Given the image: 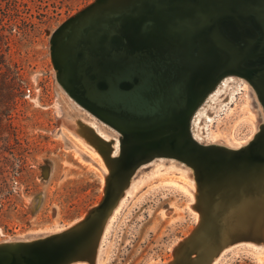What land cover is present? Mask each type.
<instances>
[{"label": "water", "instance_id": "obj_1", "mask_svg": "<svg viewBox=\"0 0 264 264\" xmlns=\"http://www.w3.org/2000/svg\"><path fill=\"white\" fill-rule=\"evenodd\" d=\"M50 52L57 88L119 143L92 135L109 170L101 201L62 230L1 240L0 264H95L109 213L153 162L189 171L199 214L165 264H210L222 252L221 216L264 190V121L232 147L198 141L192 118L227 76L247 81L264 107V0H94L52 33Z\"/></svg>", "mask_w": 264, "mask_h": 264}, {"label": "rangeland", "instance_id": "obj_2", "mask_svg": "<svg viewBox=\"0 0 264 264\" xmlns=\"http://www.w3.org/2000/svg\"><path fill=\"white\" fill-rule=\"evenodd\" d=\"M93 1L0 0V241L62 230L103 198L109 170L92 135L112 140L111 145L118 135L57 88L50 52L52 33ZM233 77L235 82L206 105L199 129L206 140L212 134L217 143L238 147L264 120L249 83L228 78ZM186 171L175 163L153 162L135 175L131 194L110 219L95 264L173 259L174 247L199 219L191 207L195 183ZM242 196L235 203L240 209L256 196L264 205L261 187ZM230 211L221 216L224 222H232ZM246 220L240 221L243 230L254 233ZM218 256L214 264H264V244L237 240Z\"/></svg>", "mask_w": 264, "mask_h": 264}, {"label": "bare ground", "instance_id": "obj_3", "mask_svg": "<svg viewBox=\"0 0 264 264\" xmlns=\"http://www.w3.org/2000/svg\"><path fill=\"white\" fill-rule=\"evenodd\" d=\"M229 76H227L226 78H224L223 80H221V82L219 83V85L217 86V88L215 87V90H213L210 94H208V96L203 100V104L199 105V107L197 108L193 118H192V124H191V127H192V134L193 136L200 142H206L208 144H211V143H217L219 141V139H217L214 135H209V137H207V140L206 138H204V136L202 137L201 136V132H200V129H199V126H200V123H201V117L204 116V115H207V112L209 111L207 108H206V105L209 104L210 102H215V99L216 97L218 96L219 92L220 91H223L225 88H227V86L229 85V83H232V82H235V78H228ZM239 83V82H238ZM242 83L240 82L239 83V86H241ZM243 86V85H242ZM254 93V92H253ZM236 92L231 94V97L230 99H233L235 96H236ZM60 96V94H59ZM66 96V95H65ZM68 97V96H66ZM226 97H229V96H226ZM225 97V98H226ZM255 97V96H254ZM256 98V97H255ZM68 99H70L68 97ZM71 100V99H70ZM72 101V100H71ZM259 103V102H258ZM257 104V103H256ZM226 105V104H225ZM224 105V106H225ZM260 106L259 108V111L261 113V116H262V120H264V107L262 105V103L260 104H257V106ZM73 106H75V104L73 103ZM223 106V107H224ZM68 118V117H67ZM70 118V117H69ZM68 121V120H67ZM65 120V123L67 124V122ZM207 121H213V118L207 116ZM71 126V125H70ZM86 126V125H84ZM88 126V125H87ZM73 127V126H72ZM89 128V127H88ZM90 130H92L91 128H89ZM207 130V129H206ZM94 132V131H93ZM97 134V133H95ZM100 135V134H98ZM87 136V135H86ZM90 136V135H89ZM101 136V135H100ZM103 137V136H101ZM253 137V136H252ZM251 137V138H252ZM91 138V137H90ZM89 138V139H90ZM111 139V138H110ZM114 140V139H113ZM248 141H250V139L244 141L242 144H245L247 143ZM119 143V137L116 138V144L114 145L116 148H117V145ZM111 144V143H110ZM116 154V149L113 153V155ZM186 175L190 177L189 175V171L187 170L186 171ZM136 177L135 176L134 178L131 179V182H130V186L128 187V189H126L124 192L125 196L124 198L120 201L117 209H113L111 210V212L109 213V218L110 219H113L112 216L116 215L117 212L119 211V209L121 208L120 206L123 204L124 200L126 199V196L128 194H131V190H132V187L134 186L135 182H137L136 180ZM191 178V177H190ZM258 189V188H257ZM255 191V190H254ZM255 193V192H254ZM258 193V192H257ZM254 195V194H253ZM258 195V194H257ZM243 197V196H242ZM259 197V196H258ZM257 196L256 198H253L252 201L247 202L245 204L241 203L242 205V208H238L239 205L237 206L236 204L235 205H232V210L230 211V213H232L234 210H239L241 211L242 213V217H240V215H238L237 217H234V221L232 220V222L227 223V219L225 220V222L223 221V230L221 231L222 232V243H226L225 245H223L221 251L223 252V250L229 245V243H232L234 241H237V240H241V239H245V238H248V239H252L253 241H255L256 243H262V245L264 244V233L261 234V229H264V224H262V220H264V205H263V202H261ZM244 198V197H243ZM251 198H252V195H251ZM262 198V197H260ZM241 200V199H240ZM245 200V199H244ZM247 200V199H246ZM249 200V199H248ZM242 201V200H241ZM240 201V202H241ZM238 202V201H237ZM240 205V206H241ZM120 207V208H119ZM227 214V213H226ZM225 214V216H226ZM231 215V218H232V214ZM230 218V219H231ZM110 219L108 221V223L106 224L103 232H104V235L106 234V232L108 231V227L110 226L109 223L111 224L110 222ZM242 219H247L246 221L248 222V226L250 228H252L251 230L254 232V233H248V230H243L245 229L246 225L245 224H241L240 221ZM248 219L250 221H248ZM231 221V220H230ZM244 221V220H243ZM245 222V221H244ZM74 224V223H73ZM263 232V231H262ZM49 233V232H48ZM103 235V236H104ZM103 238V237H102ZM104 240V239H103ZM101 249V248H100ZM221 252V253H222ZM220 253V252H219ZM220 253V254H221ZM219 255V254H218ZM218 255H216L215 257H213L212 261L210 264H214L217 259H218Z\"/></svg>", "mask_w": 264, "mask_h": 264}]
</instances>
